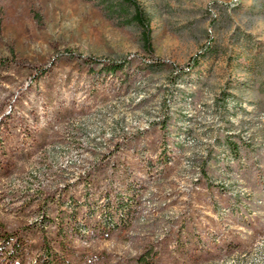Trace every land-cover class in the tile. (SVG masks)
Instances as JSON below:
<instances>
[{"label":"rangeland","instance_id":"rangeland-1","mask_svg":"<svg viewBox=\"0 0 264 264\" xmlns=\"http://www.w3.org/2000/svg\"><path fill=\"white\" fill-rule=\"evenodd\" d=\"M138 1L151 54L94 0H0V229L35 264L44 211L51 235L98 205L114 222L67 239L71 264H264V0Z\"/></svg>","mask_w":264,"mask_h":264},{"label":"trees","instance_id":"trees-1","mask_svg":"<svg viewBox=\"0 0 264 264\" xmlns=\"http://www.w3.org/2000/svg\"><path fill=\"white\" fill-rule=\"evenodd\" d=\"M103 10L107 17L115 18L121 24H134L139 28L140 40L142 48L145 52L151 54V35L149 26V17L144 11L143 7L138 0H94ZM213 51L210 41L204 43L200 49L191 55L188 61L182 65H175L173 67V73L180 76L188 69L196 66L200 59L206 57ZM70 57H75L81 62L87 64L88 70L98 71L104 73H116L121 71L125 64V57L118 59H98L94 57H86L80 54L66 51ZM100 64L98 67H96ZM158 65V64H157ZM175 76V75H171ZM165 118V117H164ZM165 122V119H161ZM234 135L225 133L217 141V144L226 146L229 153L233 156H238L240 145L233 139ZM200 173L206 174L205 162L201 164ZM113 210L125 207L127 202L117 200L114 202ZM99 206L96 205V210L89 211L87 214L81 212L78 206L70 207L69 209L60 208L57 210L56 221L53 223L54 229L51 231V235L46 232V226L48 225L49 213L45 211L41 214L42 219L39 224V247L34 256L35 264H71L69 256L71 252L68 249L67 239H71L76 236L81 230L90 231L91 235L102 234L107 227V220L114 222L113 214L103 213L102 217L99 216ZM80 218V219H79ZM53 240V241H52ZM54 242L58 245V249L51 246ZM25 243L26 238L20 229L4 232L0 229V264H22L25 258ZM138 262L142 264H151L152 262H146L142 256L138 257Z\"/></svg>","mask_w":264,"mask_h":264}]
</instances>
